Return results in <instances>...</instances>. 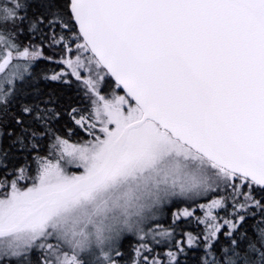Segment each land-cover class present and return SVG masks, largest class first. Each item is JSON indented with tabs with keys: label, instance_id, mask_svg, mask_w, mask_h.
<instances>
[{
	"label": "snow or ice",
	"instance_id": "6c2138e0",
	"mask_svg": "<svg viewBox=\"0 0 264 264\" xmlns=\"http://www.w3.org/2000/svg\"><path fill=\"white\" fill-rule=\"evenodd\" d=\"M0 264H264V0H0Z\"/></svg>",
	"mask_w": 264,
	"mask_h": 264
},
{
	"label": "trees",
	"instance_id": "16d2710c",
	"mask_svg": "<svg viewBox=\"0 0 264 264\" xmlns=\"http://www.w3.org/2000/svg\"><path fill=\"white\" fill-rule=\"evenodd\" d=\"M163 222H164V221H163ZM131 242H132L131 240H126V241H125V247H127L128 244L131 243Z\"/></svg>",
	"mask_w": 264,
	"mask_h": 264
},
{
	"label": "rangeland",
	"instance_id": "374dc122",
	"mask_svg": "<svg viewBox=\"0 0 264 264\" xmlns=\"http://www.w3.org/2000/svg\"><path fill=\"white\" fill-rule=\"evenodd\" d=\"M161 223H163V221H160Z\"/></svg>",
	"mask_w": 264,
	"mask_h": 264
}]
</instances>
